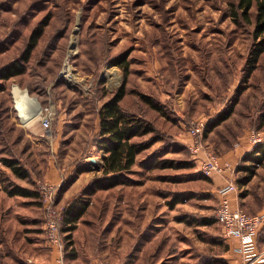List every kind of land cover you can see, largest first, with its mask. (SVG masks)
<instances>
[{"label": "rangeland", "instance_id": "374dc122", "mask_svg": "<svg viewBox=\"0 0 264 264\" xmlns=\"http://www.w3.org/2000/svg\"><path fill=\"white\" fill-rule=\"evenodd\" d=\"M237 2L0 0V66L42 27L25 72L6 88L19 82L37 106L54 108L45 131L37 114L25 123L12 98H0V159L15 157L29 171L28 179L18 178L0 160V193L12 184L37 192L0 201L1 263L36 264L46 254V183L57 187L66 264H241L228 252L215 211L218 189L231 179L233 205L264 212V157L256 158L264 152V53L248 72L255 6L247 19ZM122 85L121 108L154 130L131 139L149 144L120 174L124 182L107 187L112 173L103 174L98 110ZM198 120L206 126L194 150L188 129ZM252 130L259 141L249 139ZM208 152L232 169L204 174ZM55 168L65 174L62 186L44 176ZM80 172L87 184L61 201ZM84 202L75 228L66 230L64 208ZM257 246L264 249V222Z\"/></svg>", "mask_w": 264, "mask_h": 264}, {"label": "trees", "instance_id": "16d2710c", "mask_svg": "<svg viewBox=\"0 0 264 264\" xmlns=\"http://www.w3.org/2000/svg\"><path fill=\"white\" fill-rule=\"evenodd\" d=\"M255 6V20L253 28V40L246 58V66L248 72H251L260 57L264 53V0H238L237 7L243 18H249L250 8ZM42 33V27H37L28 37V40L21 51L20 55L0 66V92L6 89V80L13 76L20 75L25 72L26 64L30 60L32 51L38 42V38ZM123 58H117L114 64L123 65ZM126 94L125 87L122 85L113 95L102 103L98 110L100 120V148L106 153L103 156V174H109L110 180L106 183L107 187L114 186L120 182V174L128 171L136 161V156L149 143H133L131 139L135 136L147 134L154 130V127L148 122L142 121L135 115L126 112L120 106V101ZM146 102L154 109L160 110V106L151 99L145 98ZM230 115V111L220 115V119L224 120ZM264 157L257 156V159ZM2 163L10 168L11 172L18 178L28 179L29 171L15 157H1ZM171 164L170 161L162 162V166ZM8 195L21 196H37L35 190L12 184L6 189ZM87 202L81 203L78 207L74 203H69L64 208L63 223L67 224L66 230H73L75 223L81 218L86 210ZM68 236V235H67ZM70 236V235H69ZM71 243V242H70Z\"/></svg>", "mask_w": 264, "mask_h": 264}, {"label": "built area", "instance_id": "2783aa9c", "mask_svg": "<svg viewBox=\"0 0 264 264\" xmlns=\"http://www.w3.org/2000/svg\"><path fill=\"white\" fill-rule=\"evenodd\" d=\"M40 123L45 131L51 126L54 115V108L51 104L40 106L37 113ZM206 123L198 120L190 124L189 133L193 137L194 150L201 146V136ZM249 139L253 142L260 140L258 131H250ZM201 170L206 175L222 174L232 169L231 163L211 153H206L202 159ZM42 193L45 232L47 241L58 250L63 247V236L60 228L62 214L54 203L57 187L55 185L40 184ZM235 190V184L231 179H227L225 184L218 189L220 196L216 207L215 218L222 228L225 237H233L238 240L235 251L239 254L241 264H264V249L259 250L257 246V235L261 224L264 222V212L248 213L238 205H233L231 193ZM64 216V210H63Z\"/></svg>", "mask_w": 264, "mask_h": 264}, {"label": "crops", "instance_id": "0c3cea01", "mask_svg": "<svg viewBox=\"0 0 264 264\" xmlns=\"http://www.w3.org/2000/svg\"><path fill=\"white\" fill-rule=\"evenodd\" d=\"M17 84L19 85V87L21 89L20 91H18V93L17 92H13L12 85H11V87L6 88L4 91L0 92V98L1 97L3 98V96L4 97L6 96V98H7V96L9 95L8 97H11L13 102H14L13 107L17 110V112H18L17 114L20 116L21 113L19 114L20 111H19V108L17 107L18 98L20 97V95L23 94L22 92H25L24 101L26 100V98H32V97L29 95V92L26 90L27 88L25 86H21L19 82ZM6 90H7V92H6ZM10 107H11V105H10ZM21 118H23V116ZM23 121H25V120L23 119ZM25 123H26V121H25ZM15 124L17 125L18 123L15 121ZM19 125L20 126H24V123L21 122ZM96 164H97V162H96ZM64 175L65 174L63 173V170L60 169V168L51 169V170H48V171H46L44 173V176L46 178H48V179H51V180H54V181L55 180H59L57 184H59L61 186L64 183L63 182ZM84 178H86V177H84L82 175V172L78 173L77 176L74 178V180L70 183V185L67 188H65V191L63 192V196H62V198H60L61 201L64 200V197H66L67 195H71L79 187H81L85 183L83 181ZM85 184H87V183H85ZM68 190H69V193H68ZM13 196L8 195L7 192L3 193L2 190H1L0 201H2L3 199H10ZM15 196H18V195H15ZM231 199L233 200L232 195H231ZM0 212H2L1 204H0ZM0 220H1V216H0ZM227 240H228V244H229L228 252H230V253H232L234 255L236 254V255L239 256V254L235 251V247L238 245V240L233 238V237H227ZM44 248H45V253L46 254H43V251H41L40 252V258H42V257L43 258L41 260H39L36 264H66L64 262V260H63V253L66 254V252H67V249L66 248L64 249V245H63L62 249L58 250L56 247L50 245L48 243V241H46ZM239 258H240V256H239ZM0 264H3V263L0 262ZM12 264H15V263H12Z\"/></svg>", "mask_w": 264, "mask_h": 264}, {"label": "bare ground", "instance_id": "6f19581e", "mask_svg": "<svg viewBox=\"0 0 264 264\" xmlns=\"http://www.w3.org/2000/svg\"><path fill=\"white\" fill-rule=\"evenodd\" d=\"M22 93L23 94L18 98L17 107L19 108V111L26 123H28L32 119V117H35V115L39 112L40 106H37V104H35V100L33 98H26V100L24 101L25 92ZM31 107L33 109H30Z\"/></svg>", "mask_w": 264, "mask_h": 264}, {"label": "water", "instance_id": "95a60500", "mask_svg": "<svg viewBox=\"0 0 264 264\" xmlns=\"http://www.w3.org/2000/svg\"><path fill=\"white\" fill-rule=\"evenodd\" d=\"M12 89H13V92H18V91L21 90L20 87H19V85H18L17 83L12 84ZM24 90H25V89H24ZM25 91H26V90H25ZM89 162H90L91 164L97 166L96 161H95L94 158H90V161H89Z\"/></svg>", "mask_w": 264, "mask_h": 264}]
</instances>
